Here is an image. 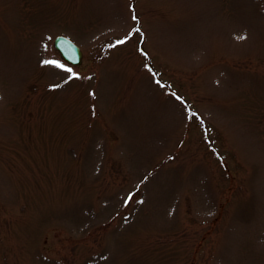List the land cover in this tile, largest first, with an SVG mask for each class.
<instances>
[{
    "label": "rangeland",
    "instance_id": "obj_1",
    "mask_svg": "<svg viewBox=\"0 0 264 264\" xmlns=\"http://www.w3.org/2000/svg\"><path fill=\"white\" fill-rule=\"evenodd\" d=\"M0 264H264V0H0Z\"/></svg>",
    "mask_w": 264,
    "mask_h": 264
},
{
    "label": "water",
    "instance_id": "obj_2",
    "mask_svg": "<svg viewBox=\"0 0 264 264\" xmlns=\"http://www.w3.org/2000/svg\"><path fill=\"white\" fill-rule=\"evenodd\" d=\"M55 47L61 56L72 64H80L83 61V51L73 40L65 35H58L54 40Z\"/></svg>",
    "mask_w": 264,
    "mask_h": 264
},
{
    "label": "snow or ice",
    "instance_id": "obj_3",
    "mask_svg": "<svg viewBox=\"0 0 264 264\" xmlns=\"http://www.w3.org/2000/svg\"><path fill=\"white\" fill-rule=\"evenodd\" d=\"M133 19H135V16L133 17ZM123 41H120V43H122ZM45 63H54V61H45ZM62 66V65H61Z\"/></svg>",
    "mask_w": 264,
    "mask_h": 264
}]
</instances>
